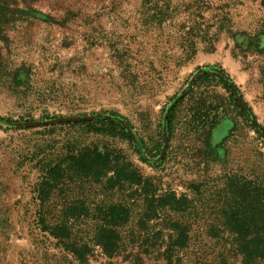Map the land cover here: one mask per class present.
<instances>
[{
	"label": "rangeland",
	"instance_id": "374dc122",
	"mask_svg": "<svg viewBox=\"0 0 264 264\" xmlns=\"http://www.w3.org/2000/svg\"><path fill=\"white\" fill-rule=\"evenodd\" d=\"M90 6L95 21L87 25L0 24V264H69L42 217L68 222L73 239L89 247L88 264H167L158 252L178 223L191 236L179 264H196L200 254L203 264H220L225 243L209 234L215 228L233 246L223 209L264 186V136L232 106L209 135H194L186 100L169 142L164 117L197 69L214 66L264 128V0H184L180 12L190 21L154 32L126 0ZM191 39L197 55L177 68ZM106 117L129 122L131 139L105 122L83 124ZM181 199L185 209L171 208ZM113 209L130 213L116 229L125 245L131 235L148 238L151 256L110 259L96 245L112 229Z\"/></svg>",
	"mask_w": 264,
	"mask_h": 264
},
{
	"label": "trees",
	"instance_id": "16d2710c",
	"mask_svg": "<svg viewBox=\"0 0 264 264\" xmlns=\"http://www.w3.org/2000/svg\"><path fill=\"white\" fill-rule=\"evenodd\" d=\"M110 1V0H108ZM131 6H135L146 15L143 20V26L146 31H165L180 28L183 24L189 22V16H182L180 8L184 0H126ZM91 0H0V24L5 21L16 22H39L47 26L66 27L74 24L87 25L95 21L94 10L90 6ZM42 7H50L53 13L44 12ZM55 11V12H54ZM33 24V23H32ZM151 29V30H150ZM190 29H188V32ZM186 32V33H188ZM205 38L202 39V42ZM198 43L193 39L188 40V45L184 48L188 56L176 60L175 66L180 68L193 60L198 52ZM166 65V63H165ZM222 71V70H221ZM188 90L174 99V103L168 109L164 117L165 140H171L174 135L175 125L173 122L174 112L186 100L191 102V117L188 126L192 133L207 136L218 125L219 121L231 114L229 106L233 111L246 121L252 129H255L260 136H264V128L258 123L257 117L244 100L240 90L231 83L222 72L216 70L214 66L198 68L192 80L188 82ZM221 86L227 92V98L216 97L213 86ZM105 122L110 126H115L126 132L128 128L113 118H102L94 121H85V123ZM82 122H78L81 124ZM59 125L72 124L77 122L73 120L61 121ZM168 136H167V135ZM127 181H133L130 177ZM239 203L230 202L224 206L225 212L224 227L232 235V244L227 250L228 240L221 237L219 230L215 228L210 232V238L217 242H224L216 257L220 264H233L231 260L240 259L241 264H264V186L259 184L256 190L245 196L241 193L238 196ZM186 200H174L170 204L171 208L177 210L185 207ZM185 209V208H184ZM113 209V214L109 225L112 227L109 231H102L96 236V245L110 259L121 256L141 260L143 255L151 256L150 241L148 238L130 236L128 245H125L124 239L117 231L129 223L130 213L128 211L120 212ZM115 211V213H114ZM39 224L43 226V231L50 233V236L62 245L65 251L72 256L69 264H88V258L91 256L88 245H81L73 239L72 228L67 221L56 220L55 223L47 222L46 219H40ZM53 223V224H52ZM174 235L170 236L168 248L165 252H158L157 259L166 260L167 264H179V253L186 250L191 241L188 228L185 224H173ZM138 245V251H134L135 244ZM147 246V248H142ZM206 255L200 254L196 257V264H203ZM177 259V260H176Z\"/></svg>",
	"mask_w": 264,
	"mask_h": 264
},
{
	"label": "water",
	"instance_id": "95a60500",
	"mask_svg": "<svg viewBox=\"0 0 264 264\" xmlns=\"http://www.w3.org/2000/svg\"><path fill=\"white\" fill-rule=\"evenodd\" d=\"M63 121V120H60V122Z\"/></svg>",
	"mask_w": 264,
	"mask_h": 264
}]
</instances>
